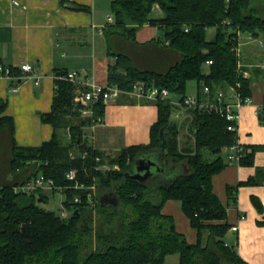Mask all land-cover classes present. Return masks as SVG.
<instances>
[{
  "label": "trees",
  "instance_id": "16d2710c",
  "mask_svg": "<svg viewBox=\"0 0 264 264\" xmlns=\"http://www.w3.org/2000/svg\"><path fill=\"white\" fill-rule=\"evenodd\" d=\"M61 4L89 12L64 0ZM154 5L163 19H150ZM111 10L114 24L104 31L108 56L114 59L108 86L130 92L136 83H144L167 90L183 104L188 83L196 82L199 100L204 99V87L210 98L234 88L242 99H250L251 82L238 69L241 53L236 50L241 35L260 40L264 49L263 0H113ZM145 26L163 31L164 42L139 44L136 34ZM210 29L215 32L208 40ZM4 69L18 76L16 70ZM66 75L56 76L51 111L40 116L54 131L40 147L17 146L14 121L4 115L6 103L0 102V264H166L174 255L179 256L178 264H245L223 241L230 229L227 211L212 186L213 177L225 167L222 152L237 143V133L230 130L234 124L215 112L188 110L189 137L181 143L180 125L170 122L172 101L157 100L158 118L149 145L110 158L93 150L83 131L103 115V102L92 105V118H83L84 108L74 102L75 84L58 79ZM258 118L264 126V106ZM144 156L159 157L164 172L142 184L127 175ZM239 164L251 166L253 155L243 149ZM103 166L110 170H101ZM72 170L73 183L66 180ZM38 176L64 189L69 218L42 208L48 201L43 192L38 197L13 192ZM76 184L83 189L76 190ZM236 191L228 188L234 204ZM106 195L115 196L118 206L102 207L100 199ZM75 197L79 204L73 203ZM168 201L180 203L197 234L195 245L176 231L172 217L162 214Z\"/></svg>",
  "mask_w": 264,
  "mask_h": 264
},
{
  "label": "crops",
  "instance_id": "0c3cea01",
  "mask_svg": "<svg viewBox=\"0 0 264 264\" xmlns=\"http://www.w3.org/2000/svg\"><path fill=\"white\" fill-rule=\"evenodd\" d=\"M62 1L0 0V67L18 72L10 79L0 77V102L6 103L4 115L13 119L15 142L21 148H37L52 139V127L42 124L40 116L51 111L57 75H78L74 102L88 85L108 87V67L114 59L108 56L104 31L113 26L107 23L108 18L114 20L109 14L113 0H64L89 10L82 13L63 7ZM163 17L154 5L150 19ZM161 33L159 28L145 26L136 40L139 44L161 41ZM239 50L244 53L242 72L251 82V103L240 110L237 143L253 155V164L228 163L224 150L225 167L213 177L212 186L227 211L230 229L223 241L245 264H264V126L258 118L264 106V49L260 40L241 35ZM25 65L32 67L31 73L21 70ZM17 83L18 92L12 93ZM155 103L125 93L103 103V115L83 129L89 146L115 157L112 154L124 149L149 145L158 118ZM84 110L88 114L83 118L93 117L92 105ZM251 179L255 182L247 185ZM228 188H237L235 204ZM162 214L174 219L176 231L189 245L196 244L197 234L180 203L168 201ZM165 262L178 264L179 256H169Z\"/></svg>",
  "mask_w": 264,
  "mask_h": 264
},
{
  "label": "built area",
  "instance_id": "2783aa9c",
  "mask_svg": "<svg viewBox=\"0 0 264 264\" xmlns=\"http://www.w3.org/2000/svg\"><path fill=\"white\" fill-rule=\"evenodd\" d=\"M108 25L114 24V20L112 18L107 19ZM187 32V30H186ZM262 46V44H261ZM237 54L239 53V48L236 50ZM207 65H211V62H208ZM238 69L239 71L242 69L241 61L238 62ZM21 70L29 74L32 72V67L29 65H25L21 68ZM76 73H70L66 76H60L58 79L63 81H68L70 83H75L77 78ZM242 76L247 79L246 74L242 73ZM0 77L4 79H10L11 76L9 75V70L0 67ZM18 84L15 85L14 89H12V93L18 92ZM128 94L132 96H136L138 99H146V100H168L170 97V93L167 90H160L156 87H149L144 83H136L130 92H124L120 90L117 86H108V87H101L96 86L94 84L88 85L87 89L80 93L78 98L75 99V103L81 105L82 107H86L87 105H94L100 101L103 103L108 102L111 99H117L122 94ZM202 95L204 99L199 100L197 95H191L190 97H186L183 104L180 103H172L174 107L176 106L177 109L181 111V113H185L188 110H201L207 112H215L224 116L225 119L233 123L230 127V130L237 133L238 136V120L240 119L239 113L242 107L250 105V99H242L241 96L236 92L234 88H230L227 92L218 91L217 94L210 98V90L207 87L203 88ZM81 114L87 115L88 112L83 110ZM178 118V115L176 116ZM226 152V162L228 163H237L239 164L242 154L243 148L238 145V143L234 144L233 146L229 147L225 150ZM99 162V159L96 160ZM103 171H109L110 168L108 166H103L100 168ZM118 169V168H114ZM66 180L68 182H76V171L72 170L66 175ZM76 190H82L83 188L80 187L78 184L74 187ZM43 190H52V191H63L64 189L58 188L54 185L53 181L45 179L43 176H38L36 179H33L27 182L25 185L21 187H16L13 189L15 194H22L30 196L32 194L43 192ZM91 191H95L94 187L91 188ZM92 197V196H90ZM80 198L75 197L73 200L74 204L80 203ZM70 215L68 211L65 209L60 214V218L66 220L69 218Z\"/></svg>",
  "mask_w": 264,
  "mask_h": 264
},
{
  "label": "rangeland",
  "instance_id": "374dc122",
  "mask_svg": "<svg viewBox=\"0 0 264 264\" xmlns=\"http://www.w3.org/2000/svg\"><path fill=\"white\" fill-rule=\"evenodd\" d=\"M264 2V0H263ZM111 17H115L114 13L111 10V6H110V12H109ZM214 32L215 29H210L208 31L207 34V39L211 40L214 36ZM161 41L164 42V33H161ZM239 53H241V50H239ZM244 58V53L241 54V60ZM162 70V68H161ZM206 71V70H205ZM163 72V71H161ZM197 90V84L196 82H189L187 85V91H186V96L190 97L193 93H195L194 91ZM171 101H173L172 103H177L179 100V97L171 95L169 98ZM178 115V118H176V116ZM83 117H86L85 115L82 114ZM191 116L189 115V113L185 112V113H181V111L179 109L176 108L173 110V113L171 115L170 118V122L172 124H177L180 125V141L181 143L185 142L186 138L189 137V132H188V126L185 125V122L190 120ZM68 137H64V141L68 142ZM117 154H112V156H115ZM113 158V157H110ZM173 175L168 178H172ZM152 180V179H151ZM153 181V180H152ZM43 194L45 197H47L48 201L47 204H43L40 205L42 208H44L47 211H51L53 213H55L56 215L60 216V214L62 213V211L64 210V202L66 201V196L65 193H63L62 191H52V190H43ZM36 197H38L40 195V193H36V194H32ZM31 196V195H30ZM68 214L71 216V212L68 211Z\"/></svg>",
  "mask_w": 264,
  "mask_h": 264
},
{
  "label": "water",
  "instance_id": "95a60500",
  "mask_svg": "<svg viewBox=\"0 0 264 264\" xmlns=\"http://www.w3.org/2000/svg\"><path fill=\"white\" fill-rule=\"evenodd\" d=\"M160 140L162 141V148H165L166 139L163 131L160 133ZM161 172H164V170L159 162V157L144 156L134 163V172L133 174H128L127 178L143 184ZM100 205L102 207H117L118 201L115 196L106 195L100 199Z\"/></svg>",
  "mask_w": 264,
  "mask_h": 264
}]
</instances>
